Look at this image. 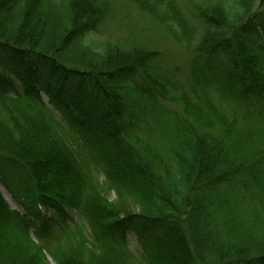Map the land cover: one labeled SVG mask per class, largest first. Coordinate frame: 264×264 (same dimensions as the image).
<instances>
[{"label":"trees","instance_id":"obj_1","mask_svg":"<svg viewBox=\"0 0 264 264\" xmlns=\"http://www.w3.org/2000/svg\"><path fill=\"white\" fill-rule=\"evenodd\" d=\"M118 3L0 0V264H264V0H121L172 67Z\"/></svg>","mask_w":264,"mask_h":264},{"label":"rangeland","instance_id":"obj_2","mask_svg":"<svg viewBox=\"0 0 264 264\" xmlns=\"http://www.w3.org/2000/svg\"><path fill=\"white\" fill-rule=\"evenodd\" d=\"M119 2L120 14L119 17L114 21H110L105 27L100 30L97 35L99 39H108L112 43H118L120 46H128L133 42H138V45H145L147 47L151 46L157 50L164 53L166 60L169 62V67L182 63L181 56L184 54V50H181L179 45H177L173 40H171L166 32L153 21L150 17L141 13L138 9H134L131 5L121 3V0H116ZM213 0H173L177 7H181L187 16H190V12L194 5H206ZM230 7V5H229ZM129 15L131 22L128 25V29L124 25L125 16ZM124 18V20H123ZM126 21V20H125ZM15 85H19L17 81L14 82ZM42 99L48 100L46 95H42ZM0 191L8 200L10 207L17 209L11 196L7 190L0 185ZM116 193L111 192V198H115ZM19 209V208H18ZM73 221L68 225H62L61 228L55 230L56 234L51 235V233H46L43 238V244L49 248L53 249L56 245L66 244L72 242L75 235L79 230L82 229L79 218L76 214L72 213ZM31 236L35 238L34 233L31 231ZM131 248L135 249L137 244L134 240L130 243ZM46 258L49 260L50 264H55V262L50 258L47 251H44Z\"/></svg>","mask_w":264,"mask_h":264}]
</instances>
